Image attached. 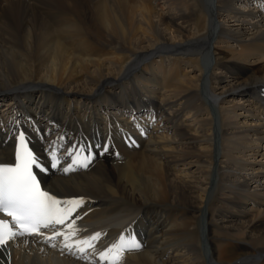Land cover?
I'll return each instance as SVG.
<instances>
[{
  "label": "bare ground",
  "instance_id": "obj_1",
  "mask_svg": "<svg viewBox=\"0 0 264 264\" xmlns=\"http://www.w3.org/2000/svg\"><path fill=\"white\" fill-rule=\"evenodd\" d=\"M263 93L264 0H0V161L23 132L84 201L55 230L101 234L17 236L0 264H111L129 234L120 264H264Z\"/></svg>",
  "mask_w": 264,
  "mask_h": 264
},
{
  "label": "snow or ice",
  "instance_id": "obj_2",
  "mask_svg": "<svg viewBox=\"0 0 264 264\" xmlns=\"http://www.w3.org/2000/svg\"><path fill=\"white\" fill-rule=\"evenodd\" d=\"M17 147L13 153L11 163L0 161V212L5 213L12 218L14 222L10 225L6 220L0 219V246H6L10 240L17 235H40L44 233L41 229H56L57 225H64L76 209L84 201L82 199L60 200L56 195L44 191L40 187L33 172L35 167L38 170L46 171L41 167L38 158L28 147L25 134L17 133ZM54 148V143L52 145ZM85 149L81 147L78 151L74 148L73 152L68 153L71 157L74 155L73 164L81 167H88L91 161V153L85 155ZM50 163L52 168L60 165V159L55 150L51 153ZM64 172L74 170L70 165L62 169ZM17 227L19 231H14ZM68 227L72 229L71 233L55 230L53 235L46 237L47 240H55L57 236L64 237V247L69 251L73 248L71 239L76 235L74 221ZM101 234L97 232L87 240H78L75 242L80 253H84L87 248H93V242L100 239ZM86 246V247H85ZM55 247V245H53ZM142 245L137 241L134 235L127 237L121 235L117 243H114L106 252L101 253V259L111 258V264H120L125 252L139 251Z\"/></svg>",
  "mask_w": 264,
  "mask_h": 264
},
{
  "label": "rangeland",
  "instance_id": "obj_3",
  "mask_svg": "<svg viewBox=\"0 0 264 264\" xmlns=\"http://www.w3.org/2000/svg\"><path fill=\"white\" fill-rule=\"evenodd\" d=\"M262 91V90H261Z\"/></svg>",
  "mask_w": 264,
  "mask_h": 264
}]
</instances>
